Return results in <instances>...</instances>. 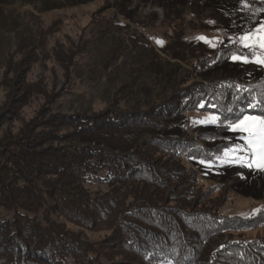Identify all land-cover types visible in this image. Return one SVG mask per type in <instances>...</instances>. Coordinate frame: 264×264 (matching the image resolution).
Segmentation results:
<instances>
[{
    "label": "trees",
    "instance_id": "obj_1",
    "mask_svg": "<svg viewBox=\"0 0 264 264\" xmlns=\"http://www.w3.org/2000/svg\"><path fill=\"white\" fill-rule=\"evenodd\" d=\"M28 48L17 46L0 75V264H264V234L246 235L264 227V208L221 214L226 188L204 187L182 160L221 153L199 147L181 116L187 106L219 125L264 115L262 84L218 77L127 110L113 101L88 114L43 107L12 134L14 83L36 57ZM66 224L109 233L89 239Z\"/></svg>",
    "mask_w": 264,
    "mask_h": 264
},
{
    "label": "rangeland",
    "instance_id": "obj_2",
    "mask_svg": "<svg viewBox=\"0 0 264 264\" xmlns=\"http://www.w3.org/2000/svg\"><path fill=\"white\" fill-rule=\"evenodd\" d=\"M259 21H264V0H0V75L17 46H28L36 55L20 64L25 75L15 80L9 113L14 118L6 128L15 134L43 107L45 112L88 114L113 101L121 110L145 108L174 87H204L218 77L264 89V63L259 62L264 51L253 54L239 43L242 31L254 32ZM233 54L249 62L233 61ZM23 84L29 86L27 95ZM4 99L0 87V104ZM188 107L181 112L185 130L199 147L221 156L213 163H193L183 156V162L204 187L226 188L223 216L257 214L264 208V171L255 167L260 157L249 153L254 166L248 168L234 159L244 153L229 151L245 144L248 134L225 127L229 123H212L211 112ZM160 132L176 134L175 129ZM66 225L89 239L109 233ZM263 234L264 227L246 232Z\"/></svg>",
    "mask_w": 264,
    "mask_h": 264
},
{
    "label": "snow or ice",
    "instance_id": "obj_3",
    "mask_svg": "<svg viewBox=\"0 0 264 264\" xmlns=\"http://www.w3.org/2000/svg\"><path fill=\"white\" fill-rule=\"evenodd\" d=\"M247 6V5H245ZM210 23H214L210 21ZM253 29L255 30H248L242 31L241 36L239 37V43L244 47L249 49L253 54L255 51L261 50L264 51V21H259L257 24L253 25ZM197 39L202 40L206 43L210 42V39L205 36H200ZM231 39V38H229ZM211 47L215 48L216 44L211 43ZM233 61H242V62H249L247 57L233 54L231 56ZM260 63H264V60L259 61ZM204 105L201 104L200 107ZM213 107H216L213 105ZM249 108L257 107V104H253L249 102ZM231 111V109H228ZM212 123H223L221 118L217 115H213L210 117ZM224 120H228V117H224ZM247 122H252L251 124ZM225 127H228L232 130H239L241 132H246L248 135L245 137L246 143L243 145H236L235 148L230 149L229 151L233 153H244V155H237L235 156V162L242 161V166L252 168L254 166V161L247 159L249 153H252L254 156L259 155L260 160L258 163H255V167L260 170L264 171V115L261 116H253V115H245L241 113L240 116H237L234 121L230 124H226ZM229 152H225V156H228ZM233 162V161H229ZM200 163H205V161H200Z\"/></svg>",
    "mask_w": 264,
    "mask_h": 264
}]
</instances>
